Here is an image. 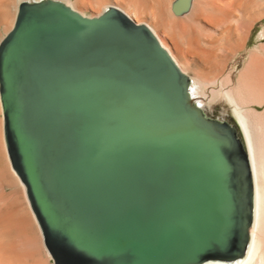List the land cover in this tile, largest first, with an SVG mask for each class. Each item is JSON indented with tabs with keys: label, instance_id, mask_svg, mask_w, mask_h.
I'll return each instance as SVG.
<instances>
[{
	"label": "water",
	"instance_id": "water-1",
	"mask_svg": "<svg viewBox=\"0 0 264 264\" xmlns=\"http://www.w3.org/2000/svg\"><path fill=\"white\" fill-rule=\"evenodd\" d=\"M0 98L54 264L244 255L254 181L240 130L192 102L146 26L116 9L91 18L59 1L24 4L0 42Z\"/></svg>",
	"mask_w": 264,
	"mask_h": 264
},
{
	"label": "bare ground",
	"instance_id": "bare-ground-1",
	"mask_svg": "<svg viewBox=\"0 0 264 264\" xmlns=\"http://www.w3.org/2000/svg\"><path fill=\"white\" fill-rule=\"evenodd\" d=\"M42 1L0 0V38L13 29L22 5ZM53 1L91 18L116 9L133 23L146 26L187 75L190 99L206 117L227 120L228 113L217 112L214 106L217 102L230 106L252 169L253 220L241 258L203 264H264V111L255 108L264 104V0ZM184 4L186 8L176 11ZM258 26L263 29L259 36L262 43L248 50ZM229 65L242 68L236 76L237 67L225 76ZM1 105L0 98V264H54L44 249L26 186L12 167Z\"/></svg>",
	"mask_w": 264,
	"mask_h": 264
},
{
	"label": "rangeland",
	"instance_id": "rangeland-1",
	"mask_svg": "<svg viewBox=\"0 0 264 264\" xmlns=\"http://www.w3.org/2000/svg\"><path fill=\"white\" fill-rule=\"evenodd\" d=\"M211 27L213 26V25H210ZM263 29H262V27L261 26H258V28L255 30V31H253V34H252V37H251V39H250V41H249V43H248V50H251V49H254L255 48V46L256 45H258L259 43H262V40H260V38H259V36H260V33H261V31H262ZM5 35L6 34H4L3 35V37L2 38H0V41L5 37ZM230 64H232V62L230 63ZM235 66V67H234ZM237 67V68H236ZM230 68V69H229ZM232 68H236V70H235V76H236V74H238V71L242 68V67H240L239 65H229L228 66V68H227V72L225 71V76L226 75H228V74H231L232 73V71H233V69ZM239 69V70H238ZM230 71V72H229ZM191 76H193V73H191L190 74ZM1 107H2V105H1ZM215 110L218 112H220V111H226V113H228L227 114V116H228V119H230L232 122H234L235 123V125L238 127V129L240 130V134H241V136H242V138H243V134H242V132H241V129H240V125H239V123H238V121H237V119H235L236 117L233 115V113L230 111V106L228 105V104H226V103H223V102H217V104H215ZM256 109H257V111H259V112H262V111H264V104L262 105V106H260V107H255ZM227 109H229V110H227ZM231 112V113H230ZM2 117H3V109H2ZM3 119H4V117H3ZM244 140V139H243ZM41 233V232H40ZM41 237H42V240H43V236H42V233H41ZM43 243H44V240H43ZM44 249L46 250V246L44 245ZM52 262L54 263V261H53V259H52Z\"/></svg>",
	"mask_w": 264,
	"mask_h": 264
}]
</instances>
